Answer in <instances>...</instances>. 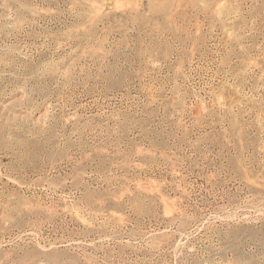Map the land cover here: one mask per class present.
I'll return each instance as SVG.
<instances>
[{
    "label": "rangeland",
    "instance_id": "obj_1",
    "mask_svg": "<svg viewBox=\"0 0 264 264\" xmlns=\"http://www.w3.org/2000/svg\"><path fill=\"white\" fill-rule=\"evenodd\" d=\"M0 264H264V0H0Z\"/></svg>",
    "mask_w": 264,
    "mask_h": 264
}]
</instances>
